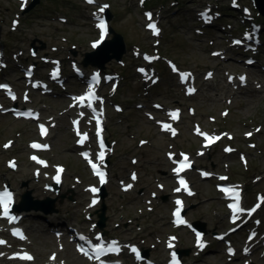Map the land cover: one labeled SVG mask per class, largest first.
I'll list each match as a JSON object with an SVG mask.
<instances>
[{
	"label": "rangeland",
	"instance_id": "374dc122",
	"mask_svg": "<svg viewBox=\"0 0 264 264\" xmlns=\"http://www.w3.org/2000/svg\"><path fill=\"white\" fill-rule=\"evenodd\" d=\"M32 1L34 0H30L26 10L21 11L17 0H0V46L5 48L10 61L14 60L13 55L19 57L23 55L21 63H24V60L33 62L30 58L33 45L37 49L35 52L40 55L48 54L54 57L53 60L60 56L68 70L72 59L82 64L86 54L92 50L93 42L98 40L97 21L92 19V16L101 15L103 12L112 15L110 26L116 33L121 34L126 42L127 52L123 59L120 62L113 59L105 64V71L123 72L121 90L111 100L116 99L125 108L123 114H114L112 110L107 109L108 126H110L108 136L119 141L118 152L113 158L110 157L112 159L110 171L113 172L111 182L105 187L107 196L104 203L107 220L104 231L107 232V238L115 236L124 243L136 242L141 248L149 249L151 257H158L164 251L161 244L164 240L162 235L166 236L171 232L169 224V212L172 208L171 189L176 184L173 179L168 178L170 166L167 164L165 152L171 149L170 146L174 142L159 133L155 122L145 117L146 109H137L138 102H148L150 105L153 102H161L166 107L186 103L185 121L181 126L182 135L176 141V150L186 149L195 153L200 147L198 139L192 135L195 121H202L203 125L213 132L219 131V127L222 130H230L235 139L231 143L232 146L230 144L229 146L237 152L231 155L225 152L223 154L218 147L205 157L197 158L198 163L215 172L229 174L231 181L245 190V206L256 203L259 198L264 200V73L256 72L254 67H245L236 61L224 62L211 55V50L214 49L211 40L219 44L217 47L223 50L229 49V42L228 38H222L224 32L219 28L220 26L210 33L197 34V28L200 27L194 15L204 8L207 0H97L98 4L94 7H86L81 2L84 0H39L38 5L27 11ZM222 1L217 5L223 7L221 10L231 13L228 10L229 0ZM173 2L176 3L175 6ZM241 3L242 7L252 10L253 22L262 29L264 16L255 9L254 0H242ZM102 4L109 5L110 10L106 7L100 12ZM145 9L155 10L161 18L159 35L148 29L143 15ZM226 14L221 21L224 26L232 18L225 16ZM61 18H67L68 22H61ZM12 20L19 21V25H13ZM113 37L114 35L110 34L109 39ZM262 39L264 41V31ZM221 43H226L227 46L220 47ZM235 51L237 50L231 49L228 56L234 57ZM146 55H159L162 58L154 64H148ZM169 61H177L182 69H193L199 73L200 85L203 87L195 98L186 99L176 76L165 71ZM15 66L11 63L9 70L4 71V74L14 84L21 85L20 90L23 92L28 88L24 85L21 73L12 71ZM44 66L48 68L49 65ZM95 68L89 65L86 70L93 71ZM141 69L145 72L159 69L162 76L161 83L153 86L151 81L149 85L141 81L136 73ZM208 69L217 71L214 81L205 82L202 79ZM240 69L250 76V84L245 87L246 89H241L244 87L239 84L236 86L228 84V76ZM37 71L40 72V69L37 68ZM78 87L72 86L70 90ZM148 88L153 90L150 94H145ZM229 99L230 103L227 102ZM67 102L69 100L66 101V96L45 98L33 93L32 102L29 104L40 108L45 118L53 115L59 118V127L53 130L48 138V142L54 145L53 151L39 155L52 160L53 163L66 165L61 194L74 195L75 199V202L67 198L62 201L59 197L56 202L57 213L46 215L40 211H32L28 217L26 216L25 222L29 227L30 238L25 245L38 256L33 264H48L50 254L57 252L60 246L47 231L49 222L62 219L63 222L87 230L89 227V223L86 222L87 214L96 222L98 214L96 215L95 210L99 209L100 213L102 209L101 203L95 208L89 206V195L85 186L89 184L95 186L96 183L90 178L85 163L75 152L68 113L61 114L67 108ZM187 103L195 106V115L188 113ZM222 111H229V114L224 117L221 115ZM164 114L165 111L158 115L161 117ZM210 116L215 117L214 122L210 121ZM248 132L253 133L250 140L246 136ZM141 137L149 139L151 145L138 148ZM36 139L38 136L35 124L15 121L9 115L3 116L0 113V187L9 184L17 192V203L21 202V196L26 191H31L35 200L55 197V194L47 188L54 184L53 168L40 172L38 169L40 164L28 157L29 143ZM6 141H12L10 150L3 149ZM250 143L255 144V147L251 148ZM239 152H245L246 162L239 158L241 154ZM135 155L140 160L136 168L139 169L142 180L135 187L134 192L131 189L124 193L118 183L123 178L127 180L129 171L135 168L130 160ZM9 162L17 163L16 171L9 169ZM75 177H78L80 182L76 181ZM166 179L168 181L160 182ZM191 180L195 183L198 194L187 200V214L190 219L194 222H202L209 237L212 236L213 231L226 230L229 227L228 213L213 181L201 180L196 172L191 173ZM157 182L165 186L164 190L157 188ZM145 187H147L146 191L140 195L138 189ZM152 192L157 194L155 200L152 198ZM149 200H153L150 205L153 207L152 211L146 209ZM262 207L261 217L264 219V205ZM42 231L48 233L51 240H47ZM179 234L184 237L180 248L191 250L186 256L190 259L194 256L193 239L185 231H180ZM1 236L3 235L0 234ZM20 245L18 244V247ZM217 249H220L224 256V247L217 244L215 251L201 255L195 259L196 261L192 258L188 264H228L225 257L217 256ZM10 253V246L0 248V255L6 256L15 263L10 259ZM251 260L264 264V259L260 255L252 257ZM59 261L67 264H87L70 247L59 254L57 263ZM241 261L239 259L232 264H241ZM7 263L0 262V264Z\"/></svg>",
	"mask_w": 264,
	"mask_h": 264
},
{
	"label": "snow or ice",
	"instance_id": "6c2138e0",
	"mask_svg": "<svg viewBox=\"0 0 264 264\" xmlns=\"http://www.w3.org/2000/svg\"><path fill=\"white\" fill-rule=\"evenodd\" d=\"M87 2L91 4V3H94V0H87ZM105 7H107V6H103V7H101V8L99 9V11H100V12H103ZM148 16H149V19H151V14H148ZM98 27L101 29V33H102V37H101V38H103V35L106 34V32H107V26H106V24L104 23V21L101 20V22L98 24ZM148 27L151 28V29L154 31V33L158 34V29H156L155 24H149ZM236 43L239 44V43H241V41H236ZM94 46H95V45H94ZM174 70H175V69H174ZM141 71H143V70L141 69ZM181 78H182V79H187V74H182V75H181ZM241 80L243 81L244 78L241 77ZM0 87L7 88V86H3V85H0ZM194 91H195V89H189V92H194ZM15 98H16V97L13 95V96H12V99H15ZM74 99H76L77 101L81 102L82 104H83L85 101H87L86 106H87L88 108L92 109L93 112L96 111V109L93 108L92 104H93V100H94V99H99V98H98V97H95V94H94V92H93L91 89L89 90V92H88V94H87L86 96H80V97H76V98H74ZM170 115L172 116L173 119H175V118H177L178 113H171ZM97 123L99 124V120H97ZM162 127H163L164 130H171L170 125L164 124ZM40 128H41V133H42V134H46V129L44 128V126H43V125H40ZM171 131H172V134L175 135V131H174V130H171ZM197 131H199V130H197ZM249 135H250V134H249ZM86 138H87V136H86V134H85L84 138L81 139L80 143H83V142H84V139H86ZM206 139H208L209 141H213V140H215V139H219V138H218V137H207V136H206ZM100 146H101V148L103 149V147H104V143H103V140H102V139L100 140ZM6 147H7V145H6ZM32 147H33V148H41V147H46V146H42V145H39V144H35V143H34V144L32 145ZM227 150L230 151V149H227ZM84 155H85L86 158H88V154H87V153H85ZM104 157H105V153H104V151L102 150V151L99 152V154H98V158H99V160L102 162V161L104 160ZM32 159H33V160H36L38 163H41V164H44V163H45L44 161H40V160H39L37 157H35V156L32 157ZM89 163L91 164L93 170L95 171V174L98 175V176L100 177V181H101V183H104V182H105V174H104L102 171L99 170V166H98L96 163H93V162L91 161V159H89ZM11 166L15 167L14 164L11 165ZM190 166H191V165H190V163H188V158L185 156V157L183 158V160L179 163V166H178L177 168L174 169V171L177 173V175H179L180 172L184 171L186 168H188V167H190ZM59 171H63V169H59ZM204 175H208V173H204ZM56 179H57V182H59V176H57ZM133 179H135V176H133ZM221 179H227V178H226V177H221ZM179 184H180L181 187L176 189L177 192L181 191V188H183L184 190H188L187 182H186L183 178H180V179H179ZM128 187L130 188L131 185H128ZM221 190L224 191L225 193H232L234 199H236V200L239 199V194H238L237 192H235L234 189H227V188H224V189H221ZM91 191H92V192H96L97 189L92 188ZM189 194H191V192H189ZM93 203H95V201H93ZM176 203H177V205L179 206V207L176 209L175 213H174V215H175V217H176V223H178V224H184V223H186V221H184L183 219H181V215H180V213H181V208H182V206H183L182 201L177 200ZM11 204H12V193H11L10 191H7V190H5V191H3V192H0V208H2V215H3L4 218H7L10 222H15V221L17 220V218H16L15 216H12V215L10 214V205H11ZM258 206H259V205H257V207H258ZM230 208L233 210L234 213H235V212H242V211H244V209L239 208L238 204H232V205H230ZM253 211H254V209H253ZM13 235H17V236H19V237L22 238V239L25 238V237H23V234H22V233L20 232V230H18V229L13 230ZM197 240H198V244H199L200 246H203V245H202V242H201V237H200L199 234H197ZM0 243H6V242H4V241H0ZM171 246H172V245L170 244L169 247H171ZM79 250H80L84 255H86V256L89 255V253H88L87 251H85L83 247H81ZM131 250H132L133 252H137V250H136L134 247H133ZM106 251H114V252H118V251H119V248H118V245L116 244V242H112V244L109 245L107 249H106L105 245H103V244L96 245V246H94V248H93V252L95 253V258H97V259H98L101 255L106 254ZM173 257L175 258V253H173ZM20 258H22V259H26V260H31V259H33V257H31V256L28 255V254H24V255H23L22 257H20ZM90 258H92V257H90ZM52 259H55V256H53Z\"/></svg>",
	"mask_w": 264,
	"mask_h": 264
},
{
	"label": "water",
	"instance_id": "95a60500",
	"mask_svg": "<svg viewBox=\"0 0 264 264\" xmlns=\"http://www.w3.org/2000/svg\"><path fill=\"white\" fill-rule=\"evenodd\" d=\"M254 1L256 8L264 16V0H254ZM38 4H39V0H35V2H33L30 5L27 11H30ZM111 18H112L111 15H108V19L111 20ZM111 32L114 34V38L112 40L105 42L104 45L101 46L97 51L90 53L88 55L87 60L84 61L85 66L92 64L94 66H98L99 68L103 69L104 64L107 61L112 59L121 60L123 55L126 53V45L123 36L119 33H116L113 29L111 30ZM56 190L58 191L59 189L56 188ZM105 196H106L105 191H103L102 198L104 199ZM64 198L65 195H62L61 196L62 201ZM22 202L23 204L17 205L15 209L19 211H23V210L43 211L48 214L57 212L56 199L47 198L45 200H35L34 197L32 196L31 191L26 192ZM24 203L25 204L29 203L30 206L25 208ZM105 212H106V207L105 205H103L102 213L99 215L100 217L99 226L101 228L105 227V222H106ZM195 225L198 226L199 228L200 227L204 228V226L200 225V223H195Z\"/></svg>",
	"mask_w": 264,
	"mask_h": 264
},
{
	"label": "bare ground",
	"instance_id": "6f19581e",
	"mask_svg": "<svg viewBox=\"0 0 264 264\" xmlns=\"http://www.w3.org/2000/svg\"><path fill=\"white\" fill-rule=\"evenodd\" d=\"M107 41V40H106ZM56 181H57V179H56ZM23 204V202H21L20 203V205H22ZM16 206V205H15ZM30 205H29V203L28 204H25L24 203V207L25 208H27V207H29ZM32 213V211H22V212H20V214H27V217L29 216V214H31ZM52 214V213H51ZM41 233H43V234H45V238L47 239V240H51V238H50V235L48 234V233H46L45 231H42ZM4 262V263H7V262H9V259L6 257V256H2V255H0V262Z\"/></svg>",
	"mask_w": 264,
	"mask_h": 264
}]
</instances>
